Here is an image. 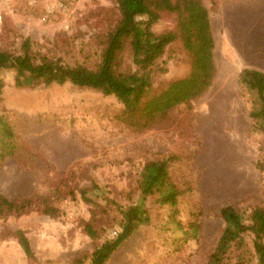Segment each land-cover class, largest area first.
Wrapping results in <instances>:
<instances>
[{
    "label": "rangeland",
    "instance_id": "obj_1",
    "mask_svg": "<svg viewBox=\"0 0 264 264\" xmlns=\"http://www.w3.org/2000/svg\"><path fill=\"white\" fill-rule=\"evenodd\" d=\"M201 2L215 40L212 82L189 108L174 107L148 129L119 121L122 106L112 94L68 82L18 88L13 70L0 71V116L15 141L13 156L0 161V193L38 196L53 207L0 219V264H90L94 250L120 230V209L140 203L144 166L158 159H169L171 180L183 191L176 206L158 203L157 194L145 197L148 224L105 264H207L224 226L220 208L232 203L247 215L264 207V134L249 118L253 93L238 81L244 68L264 71V0ZM117 20L114 0H0V50L17 53L28 37L47 57L93 70ZM175 25L173 14L163 13L151 30ZM129 48L125 41L117 53V72L137 70ZM181 48L179 40L167 45L150 69L154 91L189 71ZM57 189H71L74 198L57 200ZM191 222L196 235L186 232ZM16 229L25 232L33 258L11 236ZM252 240L246 234L243 250L231 251L224 264H256Z\"/></svg>",
    "mask_w": 264,
    "mask_h": 264
},
{
    "label": "trees",
    "instance_id": "obj_2",
    "mask_svg": "<svg viewBox=\"0 0 264 264\" xmlns=\"http://www.w3.org/2000/svg\"><path fill=\"white\" fill-rule=\"evenodd\" d=\"M201 1L114 0L118 20L107 34L100 63L93 70L80 63L70 65L59 59H51L38 49H33L32 41L26 37L17 53L0 50V71L13 70V85L18 88L40 84L60 86L68 82L97 90L106 96L112 94L122 106L116 114L119 121L136 130L148 129L174 107L182 105L189 108L191 102L202 96L212 82L216 71L213 56L215 40L209 12ZM163 13L173 14L175 28L154 34L152 26ZM175 40L180 41L181 49L189 58V71L154 91L150 69L164 53V48ZM125 41L130 45L132 61L138 71L120 73L114 68L117 53ZM238 81L243 88L253 93L249 118L253 129L264 134V71L244 68L239 73ZM3 87L4 83L0 79V96ZM14 152L13 130L0 116V161L13 156ZM168 160L158 159L144 166L139 182V193L142 196L140 203L120 209L123 219L120 230L115 231L112 240L94 250L90 264H105L123 240L139 226L148 224L149 216L143 207L145 197L157 194L158 203L176 206L183 191L171 180ZM73 192L71 189H57L54 196L57 200L68 196L74 198ZM79 196L91 202L85 189L80 190ZM52 209L46 200L38 196L7 198L0 193V219L20 216L32 210L47 213ZM219 215L224 226L208 256L207 264H224L231 251L241 252L246 234L253 236L252 248L256 264H264V207L255 206L246 215L235 204L228 203L220 208ZM84 229L90 238H96V232L88 223ZM198 229V224L191 222L186 232L196 235ZM11 236L26 257L33 258L25 232L16 229Z\"/></svg>",
    "mask_w": 264,
    "mask_h": 264
},
{
    "label": "built area",
    "instance_id": "obj_3",
    "mask_svg": "<svg viewBox=\"0 0 264 264\" xmlns=\"http://www.w3.org/2000/svg\"><path fill=\"white\" fill-rule=\"evenodd\" d=\"M58 5H59L60 7L62 6V5H60V3H59ZM45 12H46L47 14H49V13L52 12V10L50 9L49 6H46V7H45ZM42 20L45 21V16L42 18ZM113 233L115 234V231H113ZM65 264H66V263H65Z\"/></svg>",
    "mask_w": 264,
    "mask_h": 264
}]
</instances>
